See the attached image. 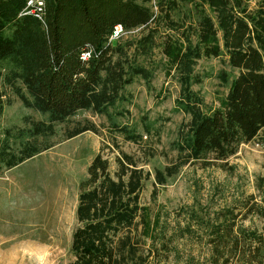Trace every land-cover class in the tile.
Masks as SVG:
<instances>
[{
  "label": "trees",
  "instance_id": "obj_1",
  "mask_svg": "<svg viewBox=\"0 0 264 264\" xmlns=\"http://www.w3.org/2000/svg\"><path fill=\"white\" fill-rule=\"evenodd\" d=\"M179 2L201 7L198 19L174 20ZM24 7L25 0H0V81L45 122L30 121L16 135L4 131L0 169L47 149L36 137L51 135L55 123L78 111L110 118L124 87L138 77L149 84L159 65L179 86L175 109L186 119L173 144L177 160L155 171L156 184L207 153L224 159L241 142L264 136V0L254 8L243 0H43L40 20L22 13ZM117 25L124 34L110 40ZM208 58H225L235 74L230 79L220 73V81L229 84L227 93L206 110L192 86L202 81L197 62ZM2 107L0 94V113ZM111 126L128 141L141 139L126 126ZM89 130L94 128L77 127L67 137ZM114 160L112 174L108 158L97 154L79 185L70 246L74 259L67 264L177 263L178 243L188 233L171 232L161 208L152 212L140 203L150 172L123 151ZM252 217L262 222L260 229L241 226ZM210 219L197 237L208 247V264H264V201L249 196Z\"/></svg>",
  "mask_w": 264,
  "mask_h": 264
},
{
  "label": "rangeland",
  "instance_id": "obj_2",
  "mask_svg": "<svg viewBox=\"0 0 264 264\" xmlns=\"http://www.w3.org/2000/svg\"><path fill=\"white\" fill-rule=\"evenodd\" d=\"M243 1L249 8L258 2ZM178 4L172 12L174 20L187 23L198 19L201 7ZM204 10L209 13L206 7ZM155 59L160 60V56L157 54ZM224 60L201 59L195 66L202 81L192 89L202 97L206 110L217 107L227 93L229 84L220 81V73L225 71L230 79L235 74ZM178 91L177 83L165 77L159 65L149 84L138 77L124 87L123 100L109 109L110 118L78 111L64 122L55 123L51 135L36 137L37 145L47 149L12 168L0 169V264L72 261L70 246L77 226L79 185L97 154L108 158L113 174L118 151L132 155L139 167L150 172L140 192V203L152 212L161 208L163 222L171 232L180 228L188 233L178 243L179 260L175 264H192V259L208 264V247L197 239L206 229L205 221L211 220L214 212L249 196L259 203L264 201V136L260 133L251 141L241 142L234 154L224 159L207 153L182 166L164 184H156L155 171L175 163L178 157L173 144L179 125L186 119L175 109ZM0 94V140L5 130L16 135L18 130L28 128L30 121L45 122V116L23 107L1 81ZM111 122L126 126L141 139L126 140ZM83 126H91L94 131L67 137L74 128ZM241 226L260 229L262 222L252 217Z\"/></svg>",
  "mask_w": 264,
  "mask_h": 264
},
{
  "label": "built area",
  "instance_id": "obj_3",
  "mask_svg": "<svg viewBox=\"0 0 264 264\" xmlns=\"http://www.w3.org/2000/svg\"><path fill=\"white\" fill-rule=\"evenodd\" d=\"M42 9H43V0H25V7L22 10V13H31L37 19H41L42 16ZM124 32L120 25L114 27L112 35L110 36L111 39H116L123 35ZM89 56L88 53L83 54V58H87Z\"/></svg>",
  "mask_w": 264,
  "mask_h": 264
}]
</instances>
